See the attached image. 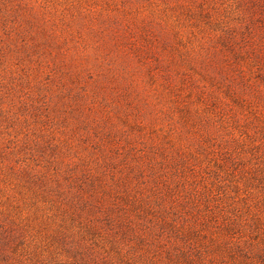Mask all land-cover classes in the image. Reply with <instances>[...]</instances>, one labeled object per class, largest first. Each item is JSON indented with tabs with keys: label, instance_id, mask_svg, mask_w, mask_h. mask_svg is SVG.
<instances>
[{
	"label": "rangeland",
	"instance_id": "obj_1",
	"mask_svg": "<svg viewBox=\"0 0 264 264\" xmlns=\"http://www.w3.org/2000/svg\"><path fill=\"white\" fill-rule=\"evenodd\" d=\"M0 264H264V0H0Z\"/></svg>",
	"mask_w": 264,
	"mask_h": 264
}]
</instances>
